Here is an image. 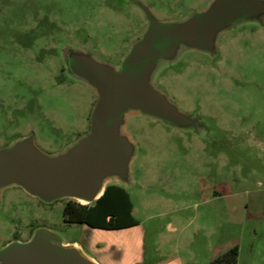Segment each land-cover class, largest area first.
I'll return each instance as SVG.
<instances>
[{
    "label": "rangeland",
    "instance_id": "374dc122",
    "mask_svg": "<svg viewBox=\"0 0 264 264\" xmlns=\"http://www.w3.org/2000/svg\"><path fill=\"white\" fill-rule=\"evenodd\" d=\"M139 1L156 19L178 21L212 0ZM144 30L142 13L128 0H0V92H17L18 78L32 85L50 79L35 66L43 40L117 69ZM51 65L57 70L59 61ZM152 86L180 111L199 117L204 128L179 129L137 113L126 117L123 132L135 147L131 182L107 185L118 184L130 196L146 264H211L234 246L236 264H264V22L220 33L214 55L182 50L158 67ZM59 88L36 97L52 109L61 130L21 121L6 132L15 138L0 147L32 132L39 149L56 155L87 134L94 90L75 78ZM23 199L15 214L27 227L41 210ZM65 203H51L40 225L63 244L81 241L85 228L65 222ZM108 256L116 257L113 251Z\"/></svg>",
    "mask_w": 264,
    "mask_h": 264
},
{
    "label": "water",
    "instance_id": "95a60500",
    "mask_svg": "<svg viewBox=\"0 0 264 264\" xmlns=\"http://www.w3.org/2000/svg\"><path fill=\"white\" fill-rule=\"evenodd\" d=\"M147 22L118 68L97 61L85 51L66 48L69 74L96 94L88 133L64 152L50 155L39 149L33 135L0 147V192L18 187L44 203L73 200L95 203L109 182L129 184L134 144L123 132L126 117L137 113L179 129L200 130L199 117L180 111L152 86L163 63L182 50L212 55L220 33L245 22H264V0H212L202 11L178 21L156 19L139 0H128ZM0 264H97L75 245L63 244L45 228L24 242L0 249Z\"/></svg>",
    "mask_w": 264,
    "mask_h": 264
},
{
    "label": "flooded vegetation",
    "instance_id": "af4514ba",
    "mask_svg": "<svg viewBox=\"0 0 264 264\" xmlns=\"http://www.w3.org/2000/svg\"><path fill=\"white\" fill-rule=\"evenodd\" d=\"M142 16L144 18L143 13ZM146 25L147 22L145 20V28ZM56 42L57 44H53V40L41 41V45L39 46L40 55L35 57V66L45 69L49 75L50 79L47 82H39L32 85L26 79L18 78L15 83L18 88L17 92L12 88L9 92H0V95L5 97L3 98L5 102L1 103L0 106V141L5 140V138H15V135H9L6 132L11 128L13 130L14 128L17 129L21 121L28 124L46 123L52 128L61 130L60 126L50 116L52 109L48 108L45 104L42 106L40 100L36 97L38 94L51 95V92L55 91L57 85L60 86L59 89L66 90L73 78L67 71L64 58V51L68 47H65L64 44L59 45L60 41L56 40ZM214 54L215 52L212 55ZM56 60L59 61L58 69L52 70L51 61ZM19 89L21 90L20 92ZM25 93H28L30 96V98L26 99L27 102L24 99ZM15 96L17 97L15 98ZM64 118L65 124L69 123L67 117L65 116ZM28 135H33V133L30 132ZM24 195L36 203L35 208L41 210V212L38 211L39 213L36 217L28 222L27 227H24L22 224L23 218L15 214L18 207L25 205ZM7 205L10 206L11 212L7 211ZM50 205L51 203H44L28 195L18 187L3 189L0 192V249L13 241H27L35 230L45 228L40 225V215ZM27 206L31 207L32 205Z\"/></svg>",
    "mask_w": 264,
    "mask_h": 264
},
{
    "label": "trees",
    "instance_id": "16d2710c",
    "mask_svg": "<svg viewBox=\"0 0 264 264\" xmlns=\"http://www.w3.org/2000/svg\"><path fill=\"white\" fill-rule=\"evenodd\" d=\"M133 204L128 192L118 184H109L93 204L80 205L66 200L63 208L65 222L84 224L92 229L118 231L139 223L132 215ZM237 247L215 259L211 264H236Z\"/></svg>",
    "mask_w": 264,
    "mask_h": 264
},
{
    "label": "crops",
    "instance_id": "0c3cea01",
    "mask_svg": "<svg viewBox=\"0 0 264 264\" xmlns=\"http://www.w3.org/2000/svg\"><path fill=\"white\" fill-rule=\"evenodd\" d=\"M133 210L132 215L134 216ZM82 225L83 228H85V234L82 240H74L66 245L77 246L86 256L94 260L97 264H146L143 237L138 225L118 231L92 229L84 224ZM111 251H113L116 257L111 258L108 256V253ZM166 264L179 263L168 262Z\"/></svg>",
    "mask_w": 264,
    "mask_h": 264
},
{
    "label": "bare ground",
    "instance_id": "6f19581e",
    "mask_svg": "<svg viewBox=\"0 0 264 264\" xmlns=\"http://www.w3.org/2000/svg\"><path fill=\"white\" fill-rule=\"evenodd\" d=\"M81 204H84V202H80Z\"/></svg>",
    "mask_w": 264,
    "mask_h": 264
}]
</instances>
